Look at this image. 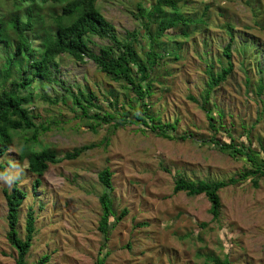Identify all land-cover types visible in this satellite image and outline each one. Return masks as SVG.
<instances>
[{"label": "rangeland", "instance_id": "obj_1", "mask_svg": "<svg viewBox=\"0 0 264 264\" xmlns=\"http://www.w3.org/2000/svg\"><path fill=\"white\" fill-rule=\"evenodd\" d=\"M154 1L99 0L98 8L118 36L124 37L138 28L133 18L136 3ZM176 2L185 17L202 18L204 24L178 26L171 32H185L187 36L161 39L162 49L172 55L160 62L162 76L152 83L150 101L153 114L162 124L175 123L176 134L189 133L191 138L170 141L130 125L112 133L104 126L93 131L91 120L74 119L62 103L49 106L36 99L34 111L38 118L57 125L39 136L44 146L59 155L83 145L98 147L75 161L51 165L40 178V186L33 190L36 176L27 171L25 160L18 159L23 138L28 135L15 132L0 162L9 163L8 175L22 170L16 182L27 196L18 213V237H25L27 212L35 217V235L26 264H36L43 256H49L48 264H95L98 257H103L102 264H214L211 258L227 259L229 264H264V176L256 187L250 177L221 189V210L216 220L209 213L210 203L204 195L190 197L173 192L178 177L193 182L221 181L252 169L245 157L219 151L207 141L214 134L210 120L190 100L199 99L208 86L205 68L218 73L226 65L222 55L229 40L222 28L226 24L234 28L233 71L209 96L207 107L217 130L214 137L220 144H227L228 134L235 146L253 153L264 148V87L260 89L264 84V0ZM92 41L101 43L96 38ZM91 47L97 50L95 45ZM60 71V80L72 90L76 85H87L102 97L98 93L102 88L130 111L128 93L93 62L79 64L65 57ZM36 92L64 96L55 85L38 87ZM105 168L112 172L110 195L116 214L122 210L128 213L109 225V238L103 248L98 231V198L104 189L97 176ZM11 186L0 180V264H15L16 258V251L6 239L7 207L3 196V190Z\"/></svg>", "mask_w": 264, "mask_h": 264}, {"label": "trees", "instance_id": "obj_2", "mask_svg": "<svg viewBox=\"0 0 264 264\" xmlns=\"http://www.w3.org/2000/svg\"><path fill=\"white\" fill-rule=\"evenodd\" d=\"M98 2L99 0H0V158L12 145L15 132L28 135L23 138L22 152L18 159L25 160L27 171L36 176L33 190L40 186V178L51 165L75 161L98 147V144L83 145L59 155L56 150L44 146L39 141V136L57 125L38 118L34 111L36 99L49 106L62 103L70 109L74 119L91 120L93 124L90 128L93 131L104 126L112 133L130 125L170 141L191 138L189 133L176 134L175 123L162 124L160 117L153 114L150 98L152 83L162 76L160 62L167 55H172V52L162 49L161 39L170 41L175 36L185 37V32L172 33L171 30L178 26L203 25L204 20L185 17L177 7L176 0H155L153 4L138 2L135 5L136 13L133 14L138 28L119 37L115 27L99 10ZM222 28L229 37L222 50L226 65L218 73L213 72L211 67L205 68L208 86L204 94L199 99L190 97L192 102L206 112L214 134L217 130L212 123L211 109L207 107L209 96L233 71L231 47L234 43V28L230 24ZM94 38L101 42L100 45L92 41ZM91 45H95L97 50L94 51ZM65 57L79 64L91 61L102 74L120 84L130 96V111H125L123 103L110 91L104 93L102 88L98 90L102 97L87 85H76L75 90H72L59 77ZM47 85L59 87L64 96L59 98L50 97L44 92L35 93L38 87ZM263 87L264 84L260 89ZM214 134L207 140L211 145L232 156L245 157L252 169L221 181L193 182L178 177L173 192H184L190 197L204 195L210 203L209 213L216 220L221 210V189L250 177L256 187L258 180L264 176V148L254 153L247 148H239L228 134L229 143L220 144ZM107 142L106 139V145ZM8 165V162H0V174L7 172ZM97 177L104 189L98 198L101 209L98 231L102 236V247L105 248L110 234L109 225L125 217L128 212L122 210L120 214H116L114 198L110 195L113 190L112 172L105 168ZM3 196L7 207L6 239L16 251L15 264H26L25 259L35 235V217L31 211L27 212L25 237H18V213L27 194L18 182H14L10 189L3 190ZM211 261L214 264H229L227 259L219 261L211 258ZM48 262L49 256H43L36 264ZM102 263L103 257H98L95 264Z\"/></svg>", "mask_w": 264, "mask_h": 264}, {"label": "clouds", "instance_id": "obj_3", "mask_svg": "<svg viewBox=\"0 0 264 264\" xmlns=\"http://www.w3.org/2000/svg\"><path fill=\"white\" fill-rule=\"evenodd\" d=\"M6 173H7V172L0 174V176L3 177V178L0 179V180H3L4 183H6V184H8L9 186H11L14 182H16V181L19 179L20 175L22 174V170L19 169L17 173L12 174V175H8V174H6ZM14 176H15L16 178H13Z\"/></svg>", "mask_w": 264, "mask_h": 264}]
</instances>
